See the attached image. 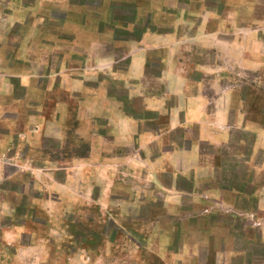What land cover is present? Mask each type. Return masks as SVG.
<instances>
[{"label": "rangeland", "instance_id": "374dc122", "mask_svg": "<svg viewBox=\"0 0 264 264\" xmlns=\"http://www.w3.org/2000/svg\"><path fill=\"white\" fill-rule=\"evenodd\" d=\"M198 98L264 128V0H0V264H264V153Z\"/></svg>", "mask_w": 264, "mask_h": 264}, {"label": "crops", "instance_id": "0c3cea01", "mask_svg": "<svg viewBox=\"0 0 264 264\" xmlns=\"http://www.w3.org/2000/svg\"><path fill=\"white\" fill-rule=\"evenodd\" d=\"M224 101V102H223ZM241 102V101H240ZM239 102L238 105H241ZM244 103V101H242ZM209 104V101L207 98H198L196 101L192 104L191 109V118L190 124H196L199 128L200 134V141L206 142V143H212V144H229L232 140V133H237L238 137V144L243 143V140H241V137H244L246 134H250L253 136V149L263 151L264 153V128L262 126L258 125H247L242 126V119L244 117V114L246 112V108H242L237 111L236 116H238L234 121L230 122L231 120V112L232 107L229 100H222L221 105L225 106L223 109H219L217 107L216 110H214V115H212L207 110V105ZM236 113V112H235ZM174 116V115H173ZM172 119H169V123H171V120L174 121L176 116ZM184 116H188L186 113ZM190 116V114H189ZM174 119V120H173ZM176 120L174 121V124ZM173 125V124H172ZM181 125V124H180ZM198 141V142H200ZM197 142V143H198ZM240 146V145H238ZM264 160V158H263ZM262 168H264V161Z\"/></svg>", "mask_w": 264, "mask_h": 264}]
</instances>
